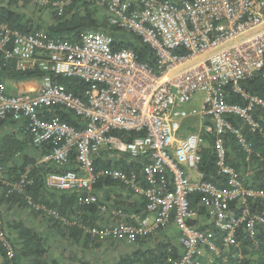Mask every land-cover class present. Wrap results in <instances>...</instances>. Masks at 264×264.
Listing matches in <instances>:
<instances>
[{
	"label": "built area",
	"instance_id": "1",
	"mask_svg": "<svg viewBox=\"0 0 264 264\" xmlns=\"http://www.w3.org/2000/svg\"><path fill=\"white\" fill-rule=\"evenodd\" d=\"M105 6L109 23L139 37L154 55V66L137 60L132 50H113V37L99 31H85L79 41L49 38L44 31L23 33L6 25L0 30V55L14 61L16 70L36 65L44 74L34 91L7 94L0 83V117L8 112L21 113L41 130L39 141H51L52 151L42 161L65 163L72 148L82 173L67 170L47 176V186L59 190L87 191V202L99 176L121 182L145 200L142 212L110 208L117 223L110 227L90 228L93 236H114L128 242L159 226L172 223L181 232L184 253L180 264H191L202 248L217 253L212 235L189 224L195 214L189 208V195L200 194L214 224L226 231L223 240L234 244L236 226L245 221L252 230L254 216L242 213L231 220L224 211L235 199L264 198V190L245 188L239 174L226 163L220 135L230 132L246 147L245 138L229 115L239 118L250 129L258 123L252 111L264 108V101L247 93L239 83L264 72V27L249 36L218 48L238 36L264 25V0H87ZM61 14L72 0H32ZM215 48L214 52L190 63ZM190 63V64H188ZM188 64V65H186ZM72 77L87 83L82 96H76L57 77ZM239 94L244 105L229 103L225 89ZM203 94L199 109H185L196 94ZM58 105L79 116L78 129L64 122L40 121L36 111ZM199 120L198 131L178 136L181 122ZM142 132L131 141L111 135V131ZM213 134V151L218 173L226 177V187L204 179L199 171L203 134ZM126 153L142 167L128 172L103 168L92 172L94 157ZM30 168V167H27ZM11 191L21 192L28 169ZM0 171V182L4 177ZM83 192V191H82ZM31 203L29 197L26 198ZM105 207L102 206V210ZM262 221V220H261ZM0 239L2 236L0 234ZM7 256L13 253L4 241Z\"/></svg>",
	"mask_w": 264,
	"mask_h": 264
},
{
	"label": "trees",
	"instance_id": "2",
	"mask_svg": "<svg viewBox=\"0 0 264 264\" xmlns=\"http://www.w3.org/2000/svg\"><path fill=\"white\" fill-rule=\"evenodd\" d=\"M29 4L37 6L32 0H0V30L1 26L6 25L23 33L44 31L49 38L71 42L79 41L85 31H99L113 37V50H132L139 62L154 66L151 49L133 33L111 25L105 6L93 1L72 0L61 14L51 8L37 6L38 10L48 13L49 18L45 21L39 16L35 21L33 13L24 11ZM43 74L36 65L24 71L16 70L14 61L5 60L0 55V83L5 84L7 80L40 79ZM57 80L76 96H82L83 89L88 86L72 77L59 76ZM239 85L247 93L264 101V72L256 73ZM224 91L229 103L244 105L239 94L229 88ZM35 114L40 121L64 122L78 129L83 127L79 116L58 105L44 106ZM252 115L258 123L256 130L250 129L236 116H228L232 124L241 130L246 147L238 143L236 136L230 132H224L220 137L226 151V163L239 174L243 186L264 190V108L255 107ZM190 118L186 119V127L182 123L185 120L181 122L178 136L198 131L192 126V118L197 117ZM8 120L15 126L0 136V171L4 177L3 182L7 183L0 182L4 188L0 199V264H180L184 253L180 241L181 232L178 228L176 232L171 231L174 226L172 223L159 226L149 234L136 236L132 242L111 235H91L88 232L90 228L110 227L117 223V219L109 213L110 208L142 212L145 210V200L137 197L134 203H129L127 200L110 199L117 192L113 189L124 190L128 196L133 193L121 182L103 175L97 177L93 184L91 192L97 198L94 202L85 200L87 191L59 190L47 186L45 180L51 173L67 170L83 172L76 158V149L72 148L68 160L63 164L51 160L42 161L43 156L52 151L54 144L51 141H39L41 130L31 124L28 116L8 112L0 117V129L2 123ZM110 134L123 141H131L142 132L115 130ZM203 137L206 144L201 150L199 171L206 181L226 187V177L218 173L215 166L212 145L215 136L207 133ZM114 156L118 160L108 162L102 161V157H94L92 172L96 173L103 168L128 172L142 167L137 160H130L126 153ZM26 168L27 182L23 190L8 193L9 185L18 183ZM27 197L31 203L27 202ZM1 206L6 207L1 210ZM189 208L195 214L189 224L200 231L209 232L218 250L215 253L202 248L201 254H197L191 264H264V198L248 197L245 201L235 199L223 208L231 220L238 219L246 212L247 216L256 218L251 231L247 228L246 220L236 226L234 244L224 242L226 231L217 227L213 219L208 217L200 194L189 195ZM23 210H26L28 217L22 216ZM15 211L19 213L17 219L13 218ZM35 221L40 223L34 224ZM4 241L11 246L13 255L10 258Z\"/></svg>",
	"mask_w": 264,
	"mask_h": 264
},
{
	"label": "crops",
	"instance_id": "3",
	"mask_svg": "<svg viewBox=\"0 0 264 264\" xmlns=\"http://www.w3.org/2000/svg\"><path fill=\"white\" fill-rule=\"evenodd\" d=\"M42 17H43V19H45V21H47L48 18H49V14L48 13H45ZM35 18H36V16L33 17V20H35ZM7 81L10 82V87L14 90V92H15L14 94H16L18 92H22V91H29V92L34 91V90H36L39 87V84H40V79H36V78H33V79H24V80H18V81H16V80H7ZM7 81H5V86L6 87H7V84H6ZM187 119H189V118H187ZM192 119H194L192 121V126L196 127L195 130H197L198 127H199V120H198V118H192ZM10 121L11 120H8V121L2 123L1 126H3V127L0 129V136H2L8 130L14 128V126H15L14 123H11ZM16 123H18V122H16ZM182 123H184V126L185 127L188 125L186 119H185V122L183 121ZM115 159H116L115 156H109V157L104 156V157H102V161L104 160V161H107V162L108 161H114ZM116 160H118V158ZM113 191H117L116 192V195L115 194H112L110 196V199H112L114 201H118L119 199H121V200H127V202H129V203H134L135 202V199H138L137 196H135L134 194L128 196L126 194V191H124V190H119V189H115L114 190L113 189ZM3 192H4V188H3V186L0 185V199H1V196H2ZM5 207L1 206V210L2 209L4 210ZM13 209L14 208H12L10 212H12ZM14 213L15 214H14V217L13 218L14 219L19 218V213H17L16 211ZM26 213H27L26 210H23L22 211V216L23 215H26L24 217H28V215ZM22 216H21V218H23ZM32 221H30V222H32ZM33 223L36 224V223H40V222L35 221Z\"/></svg>",
	"mask_w": 264,
	"mask_h": 264
},
{
	"label": "rangeland",
	"instance_id": "4",
	"mask_svg": "<svg viewBox=\"0 0 264 264\" xmlns=\"http://www.w3.org/2000/svg\"><path fill=\"white\" fill-rule=\"evenodd\" d=\"M36 7H37V6L34 7V6H32L31 4H29L28 7L24 8V11H25L26 13H28V14L33 13L34 16H36V17L43 16V15L45 14L44 11L42 12L41 9L38 10ZM262 27H264L263 24H262L261 26H259L258 28L252 29V30H250V31H248V32H246V33H244V34L238 36V37L235 38L234 40H230V41H228L226 44H224V45H222V46H220V47H218V48L229 46L230 44L235 43V42H237V41H239V40H241V39H243V38L249 36L250 34L254 33L256 30H259V29L262 28ZM218 48H215V49H213V50H211V51H209V52H207V53H205V54H203V55L197 56L196 58L192 59L190 63H193V62H196V61L202 59L203 57H205V56H207L208 54H210V53L214 52L215 50H217ZM190 63H188V64H190ZM188 64H186V65H188ZM6 84H7V87L5 86V91H6V93H7V94H14L15 92H14V90L10 87V82L7 81ZM202 99H203V94L196 93V94H194V95L191 97V100H190L189 102L183 104L182 107L185 108V109H187V110H188V109H193V108H195V109H199ZM170 230L173 231V232H176V231H177V227H174V226H173V227H171Z\"/></svg>",
	"mask_w": 264,
	"mask_h": 264
}]
</instances>
